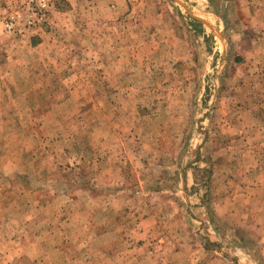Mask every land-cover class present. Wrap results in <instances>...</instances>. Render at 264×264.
I'll list each match as a JSON object with an SVG mask.
<instances>
[{
    "label": "rangeland",
    "instance_id": "374dc122",
    "mask_svg": "<svg viewBox=\"0 0 264 264\" xmlns=\"http://www.w3.org/2000/svg\"><path fill=\"white\" fill-rule=\"evenodd\" d=\"M8 1L0 264H264V0Z\"/></svg>",
    "mask_w": 264,
    "mask_h": 264
},
{
    "label": "built area",
    "instance_id": "2783aa9c",
    "mask_svg": "<svg viewBox=\"0 0 264 264\" xmlns=\"http://www.w3.org/2000/svg\"><path fill=\"white\" fill-rule=\"evenodd\" d=\"M49 0H10L2 12V29L9 35L38 36L50 23Z\"/></svg>",
    "mask_w": 264,
    "mask_h": 264
},
{
    "label": "crops",
    "instance_id": "0c3cea01",
    "mask_svg": "<svg viewBox=\"0 0 264 264\" xmlns=\"http://www.w3.org/2000/svg\"><path fill=\"white\" fill-rule=\"evenodd\" d=\"M246 255V258H250V256L248 254H245Z\"/></svg>",
    "mask_w": 264,
    "mask_h": 264
}]
</instances>
